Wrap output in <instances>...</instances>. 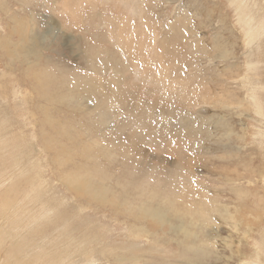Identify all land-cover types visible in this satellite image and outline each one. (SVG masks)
<instances>
[{
	"label": "rangeland",
	"instance_id": "rangeland-1",
	"mask_svg": "<svg viewBox=\"0 0 264 264\" xmlns=\"http://www.w3.org/2000/svg\"><path fill=\"white\" fill-rule=\"evenodd\" d=\"M0 144L1 264H264V0H0Z\"/></svg>",
	"mask_w": 264,
	"mask_h": 264
},
{
	"label": "bare ground",
	"instance_id": "bare-ground-1",
	"mask_svg": "<svg viewBox=\"0 0 264 264\" xmlns=\"http://www.w3.org/2000/svg\"><path fill=\"white\" fill-rule=\"evenodd\" d=\"M10 43L9 44H7V48H10ZM6 48V49H7ZM35 49H37V46H33V45H31V47L28 49L27 48V50H26V52L24 53V58H25V63L27 64V63H29V61H30V59L31 58H34L35 59V61H38V57H39V52L38 51H36ZM8 52V51H7ZM14 56V55H13ZM3 142V141H2ZM3 144V143H2ZM1 145V144H0ZM73 184V183H72ZM98 198H99V196H97ZM240 221V220H239ZM3 258V257H2ZM92 263V262H91ZM94 263V262H93ZM92 263V264H93ZM0 264H1V262H0Z\"/></svg>",
	"mask_w": 264,
	"mask_h": 264
}]
</instances>
